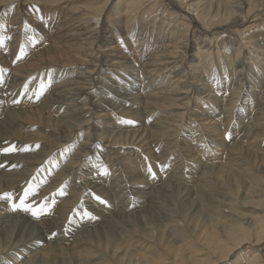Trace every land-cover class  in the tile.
<instances>
[{
	"label": "bare ground",
	"instance_id": "obj_1",
	"mask_svg": "<svg viewBox=\"0 0 264 264\" xmlns=\"http://www.w3.org/2000/svg\"><path fill=\"white\" fill-rule=\"evenodd\" d=\"M0 264H264V0H0Z\"/></svg>",
	"mask_w": 264,
	"mask_h": 264
},
{
	"label": "rangeland",
	"instance_id": "obj_2",
	"mask_svg": "<svg viewBox=\"0 0 264 264\" xmlns=\"http://www.w3.org/2000/svg\"><path fill=\"white\" fill-rule=\"evenodd\" d=\"M49 88V87H48ZM47 88V89H48ZM45 94V93H44ZM44 94H42V95H40L39 97H38V100H37V103H38V101H40L41 100V98L44 96ZM20 98H22V96H20ZM24 98L26 99V95L24 96ZM23 99V98H22ZM12 153V152H11ZM103 164H104V162H102ZM105 171H104V170ZM97 170V169H96ZM99 171H103L102 172V174H101V176H100V178L102 179V180H104V179H107L106 181H105V185L106 186H108L109 187V181L111 180V179H109V178H111V176H109V170L107 169V167H104V168H102V169H100ZM54 173H55V171H54ZM53 173V174H54ZM151 172L148 170V173L146 174V175H144L147 179H148V181L150 182L151 181V183H153V182H155V183H157L158 181H159V177L157 178V177H154V175H151L150 174ZM148 175V176H147ZM52 176V175H51ZM153 176V177H152ZM174 181V180H173ZM181 184H184L185 185V181H179ZM175 183V182H174ZM218 185H220V187H222V188H226L225 186L226 185H230V182L229 181H224V182H220V183H217ZM224 185V186H223ZM173 195L172 196H174V197H171V200H172V198H173V202L175 203V205L174 204H171L170 206H168V209H167V207L166 208H164V210L163 209H161V210H158V211H160V214L158 215V217L154 220V223L153 224H150V225H152V227L154 228V229H156L155 231H156V233H158L157 231H158V228H160L161 230H164V228H166L165 229V231H169V230H167L168 228V225L171 223V220H174L175 221V223L176 224H182V218L180 217V208L179 207H177L176 206V203L179 201V199H178V193H177V191H174L173 190ZM11 200V202L12 203H16V201H19L18 199H15V201H14V199H10ZM175 200V201H174ZM97 201H100V200H97ZM104 201H106V200H104ZM10 203V202H9ZM108 203V202H107ZM57 204V203H56ZM19 205H20V203H19ZM101 205H103L102 206V208L100 207V209L101 210H112V206H110V203H109V206L107 205V204H101ZM106 206H107V208H106ZM45 207H47V205L45 206H43V209L45 208ZM51 207H53V206H49L48 207V210L50 211V213L52 214V211H53V208H51ZM173 208L172 209V211L171 210H169V209H171V208ZM166 210V211H165ZM49 211H42L41 213H39V214H37L35 217H38V218H43V217H45V214H47ZM162 211H163V213L165 214H163L162 213ZM168 211H170V213H171V215L168 213ZM177 211V213L175 214L174 212H176ZM179 211V212H178ZM24 212L25 211H21V213H23L24 214ZM45 212V213H44ZM55 212V211H54ZM166 212V213H165ZM31 213V212H30ZM32 214V213H31ZM161 214H163V215H161ZM168 214V215H167ZM176 215V216H175ZM204 215V214H203ZM201 216V218H200V220H203V219H205V215L204 216ZM33 216V215H32ZM159 216H160V219H159ZM179 216V217H178ZM34 217V218H35ZM167 217H169V219L167 218ZM171 217V218H170ZM173 217V218H172ZM178 217V218H177ZM204 217V218H203ZM207 218V217H206ZM162 219V220H161ZM36 220V219H35ZM35 220H33V221H35ZM158 220H160L159 222H158ZM164 220V221H163ZM166 221V222H165ZM177 221V222H176ZM165 222V223H164ZM161 223V224H160ZM162 225L161 227H159V225ZM165 224V225H164ZM150 225H147V226H150ZM165 226V227H164ZM153 229V230H154Z\"/></svg>",
	"mask_w": 264,
	"mask_h": 264
},
{
	"label": "snow or ice",
	"instance_id": "obj_3",
	"mask_svg": "<svg viewBox=\"0 0 264 264\" xmlns=\"http://www.w3.org/2000/svg\"><path fill=\"white\" fill-rule=\"evenodd\" d=\"M228 138H230V136H229ZM5 151H8V149H5ZM149 171L151 172V169H149ZM37 191H38V188H37L36 191H33L32 189H29V190L25 193V200H22V201L20 202V205L13 204V208L15 209L16 207H22V210H24V211H28V212H32V215H33V216H36L37 213L34 212V211H32V208L26 204V200H27V197H28L29 195L35 196L36 193H37ZM4 198L11 199L12 197H11V194H10V193H6V194H4ZM96 199H97V200H100L99 197H96ZM101 202H102V203H106L105 201H101ZM45 206H46V203H45ZM41 211H43V208H41Z\"/></svg>",
	"mask_w": 264,
	"mask_h": 264
}]
</instances>
